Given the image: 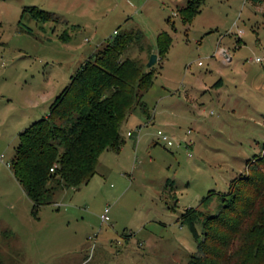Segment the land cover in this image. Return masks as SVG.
<instances>
[{
    "label": "rangeland",
    "instance_id": "rangeland-1",
    "mask_svg": "<svg viewBox=\"0 0 264 264\" xmlns=\"http://www.w3.org/2000/svg\"><path fill=\"white\" fill-rule=\"evenodd\" d=\"M187 1L0 0L4 163L18 133L48 115L70 76L113 31L142 33L123 58L145 65L158 51L157 37L171 38L143 96L150 118L133 111L121 127L120 151L103 153L87 184L58 191L35 217L0 164L2 264H187L197 252L183 216L194 208L216 213L218 194L262 154L264 61L255 58L264 57V0H206L183 24L179 9ZM33 7L39 19L38 10L52 19L23 14ZM106 208L109 221L102 223ZM196 228L201 237L200 221Z\"/></svg>",
    "mask_w": 264,
    "mask_h": 264
},
{
    "label": "trees",
    "instance_id": "trees-1",
    "mask_svg": "<svg viewBox=\"0 0 264 264\" xmlns=\"http://www.w3.org/2000/svg\"><path fill=\"white\" fill-rule=\"evenodd\" d=\"M205 1L188 0L179 9L182 23L189 24ZM33 11L34 7L25 9L23 14L29 13L37 22L53 17L38 10L39 19ZM116 32L70 76L68 85L49 105L48 115L17 135L9 169L35 217L42 207L54 203L58 191L77 190L87 184L104 152L120 151L125 143L121 127L134 110L150 118L143 96L153 84L156 68L123 58L130 45L141 44L143 35L139 31ZM170 43L166 32L157 37V64ZM245 170L230 182L225 193L218 194L216 213L209 215L194 208L183 216L198 243L187 264H264V144L260 156L246 161ZM199 221L201 237L196 228Z\"/></svg>",
    "mask_w": 264,
    "mask_h": 264
},
{
    "label": "built area",
    "instance_id": "built-area-1",
    "mask_svg": "<svg viewBox=\"0 0 264 264\" xmlns=\"http://www.w3.org/2000/svg\"><path fill=\"white\" fill-rule=\"evenodd\" d=\"M113 34H117V32L114 31ZM221 52L224 55L225 59L228 60V61H230V58L227 55L226 51L225 50H222ZM255 61L258 62V63H260V62L264 61V57H262V58L257 57V58H255ZM198 64L200 65L201 63H198ZM132 134H133L132 132H128L127 133V136L128 137L129 136H132ZM157 135H158V138L162 142L166 143L168 146H171L172 145L171 141L168 139L167 136L163 135L160 132H158ZM3 159H4V155L3 154H0V164L1 163H4V160ZM4 164L6 165L7 168H10V163L7 162V163H4ZM51 171H53V169H51ZM108 213H109V209L106 208L104 210L103 214L100 215V220H101L102 223H107L109 221Z\"/></svg>",
    "mask_w": 264,
    "mask_h": 264
},
{
    "label": "water",
    "instance_id": "water-1",
    "mask_svg": "<svg viewBox=\"0 0 264 264\" xmlns=\"http://www.w3.org/2000/svg\"><path fill=\"white\" fill-rule=\"evenodd\" d=\"M157 62V55L156 54H151L150 57H149V60L146 64V67L147 68H151L153 67Z\"/></svg>",
    "mask_w": 264,
    "mask_h": 264
},
{
    "label": "crops",
    "instance_id": "crops-1",
    "mask_svg": "<svg viewBox=\"0 0 264 264\" xmlns=\"http://www.w3.org/2000/svg\"><path fill=\"white\" fill-rule=\"evenodd\" d=\"M114 32V31H113ZM155 53V52H154ZM22 131V130H21ZM129 132H131V131H129ZM128 133V132H127ZM127 133H126V135H127ZM133 133V132H132ZM132 136H133V134H132ZM131 137V136H130ZM106 152H108V151H106ZM105 153V152H104ZM4 155V154H3ZM101 158V157H100ZM12 180H14V182L18 185V183L16 182V180L14 179V177L12 176ZM19 186V185H18ZM19 188H20V186H19ZM21 189V188H20ZM21 191H22V189H21ZM22 193H23V191H22ZM23 195H24V197L23 198H26V200H28V198L25 196V194L23 193ZM27 202H29L30 203V201L28 200ZM31 204V203H30Z\"/></svg>",
    "mask_w": 264,
    "mask_h": 264
}]
</instances>
